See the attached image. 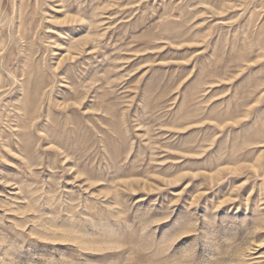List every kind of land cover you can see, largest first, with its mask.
Wrapping results in <instances>:
<instances>
[{"label": "rangeland", "instance_id": "obj_1", "mask_svg": "<svg viewBox=\"0 0 264 264\" xmlns=\"http://www.w3.org/2000/svg\"><path fill=\"white\" fill-rule=\"evenodd\" d=\"M0 264H264V0H0Z\"/></svg>", "mask_w": 264, "mask_h": 264}]
</instances>
